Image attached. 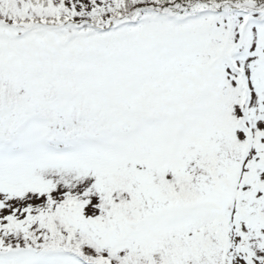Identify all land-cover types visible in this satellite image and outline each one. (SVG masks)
I'll use <instances>...</instances> for the list:
<instances>
[{
	"label": "snow or ice",
	"instance_id": "obj_1",
	"mask_svg": "<svg viewBox=\"0 0 264 264\" xmlns=\"http://www.w3.org/2000/svg\"><path fill=\"white\" fill-rule=\"evenodd\" d=\"M0 264H264V0H0Z\"/></svg>",
	"mask_w": 264,
	"mask_h": 264
}]
</instances>
